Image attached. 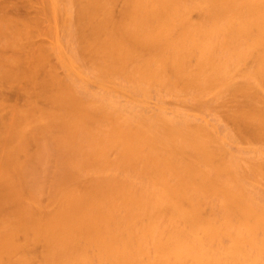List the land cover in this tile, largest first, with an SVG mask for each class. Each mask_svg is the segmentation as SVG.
Returning <instances> with one entry per match:
<instances>
[{"label":"bare ground","instance_id":"1","mask_svg":"<svg viewBox=\"0 0 264 264\" xmlns=\"http://www.w3.org/2000/svg\"><path fill=\"white\" fill-rule=\"evenodd\" d=\"M71 1L73 49L96 84L135 97L163 85L199 103L227 92L233 130L264 142V0ZM14 22L11 43L15 35L33 44L32 22ZM11 43V56L0 51V87L22 104L1 91L0 119L13 114L0 128V264L264 263V198L245 188L253 181L264 191V161L241 168L204 122L122 116L74 85V56L57 57L67 79L46 50Z\"/></svg>","mask_w":264,"mask_h":264},{"label":"rangeland","instance_id":"2","mask_svg":"<svg viewBox=\"0 0 264 264\" xmlns=\"http://www.w3.org/2000/svg\"><path fill=\"white\" fill-rule=\"evenodd\" d=\"M14 1L15 0H11V1H9V0L8 1L7 0L6 1L0 0V26H1V24L4 23V21H7L9 19L12 22V24L10 22V24H9V26H7V28L4 27V26H5V24L8 25L9 21H7V23L5 22L4 26L0 27V30H2V29L4 30V31L2 30L3 33L0 34V51L5 54L4 55L2 53V55L6 56V52H7V55L9 53L7 46H8L9 43H11V38H9L10 39L9 40L7 38V36L8 37L9 36L13 37V34H14L13 31H14V28H15V26H14L15 22L14 21H16V23H17V20H18L19 23H21L20 21H22V24L20 26L28 25V23L32 22L28 26H30L29 28L32 29V34L31 35L34 37V41H33V37H29V39L32 38L33 44L31 42H29L30 40L28 41V38L19 39L20 37L18 38L17 36L14 35L13 39H15V40H14V42L11 43V45L14 48H15L14 45H16V48H17L19 44H22L23 47H26V49H27L26 51H28V49H29L28 52L31 55H37L39 52H41V51H39V49L40 50H44V51L46 50L47 53H48L47 56H49L48 59H50V62H51V64H50V62H49V64L53 65L56 68V69L55 68L54 69L57 70L56 72L58 74H60L62 76H65V74L67 75V74H69V72L72 71L70 74H73V76L75 75L74 76L75 79L73 78V76H71V77L73 78V80L76 81V83H75V81L73 82L72 78L70 77L71 81L74 83V85L78 84L76 86L77 87L79 86L80 87V88L78 87L79 89L84 90V92H82V91H80V92H82L84 94L86 92H88L89 95L90 94H91V96L95 95V98L101 99L103 101L106 99L105 102L107 101L108 103H111L110 105L112 107L108 106V107H110L111 110H113L112 108L115 107L114 110H117V111L119 110L118 112L122 116L125 113V117H127L128 115L129 116L135 115L138 112H141L142 110H143L142 112H144V110H145V112L148 111L146 113H151V112H152V114H153V112L154 113L155 112L156 113L157 112L158 113H163V114H165V115H167L169 117L170 116L172 118L175 117V119H177V118L187 119L188 118V119H191V120H195L197 122H204V123L208 124L209 126H211L212 128L214 127V130L221 137L220 141H221L222 146L226 149L227 153L229 152L228 155H230V156L232 155V156H234L236 158L237 161H235V162L237 164H239V166H241V168L247 169L249 167L250 163L253 160H255V159L256 160L260 159V160L264 161V142H262V141L261 142H258V141L254 142L253 140L251 141L250 139L241 138L238 134H236V131L233 130V126H231L230 121H228V119H226L227 118L226 117V115H227L226 113L228 111V110L226 111V108L228 109V107L224 105L225 103H223V101L225 100L224 97L227 96V94L230 96L229 93L226 92V94H225V92H224L225 95L223 94L224 96H221V97L224 98V100L222 101L221 99H223V98L218 96V95H220L222 93H220V94L217 93L218 94L217 95L215 92H213V94H216V95H212V93L209 94L210 96L206 95L205 96V101H207V102H205V101L202 102L201 101V103H199L200 101L198 100L199 102H197V100H195V99L196 98L197 99H201V98H198V97L195 98V94H190V93H193V92H189V93L187 92L186 93V92L181 91V90L180 91L179 90H173L172 88L166 87V86H163V85H162V87L158 85V88H157V86L156 87L154 86L155 88H153V86H150L151 88L149 87V89H148L149 91L147 89H145V88H148L147 86H143V88L146 90L145 93L147 91L149 92V94L147 92L148 95L145 96V97H142V94L140 95L139 93L135 97V94L131 95V93H128V92L123 91V90L118 89V88H114L113 86H112L113 88H111V84H110V87H108L109 83L106 84L107 86L106 85H98V84L95 83L96 82L95 77H93V75L90 76L92 73H91V71L89 72V70H90L89 67H87V65L85 66L83 64L84 62L82 60H81V63H80V61H78L79 58L77 56V53H75L74 49H73L74 47L77 48V46L73 45V43H75L76 41H75V39L73 40L75 42L72 41V39H73L72 36L73 35L70 34V33H72V30H71L72 28L69 29V30L67 29V27H69V26L71 27L72 26V24L70 25L69 23L70 22L73 23L71 21L72 18L68 17L69 15L70 16L72 15L71 14L72 11L74 12V7L72 6L73 5L72 1L68 0V2L69 1L71 2V3L70 2L68 3L67 0L66 1L65 0H53L54 4L57 3L58 7L62 8V9H60V11H62V10L64 11V12L62 11L61 13L59 11V8L57 6H54L53 3H51L52 0H42V1L41 0H35L36 2L33 1V0L32 1L30 0V2H32L31 4H30V2H28L30 7L27 6V5L24 6L25 4H21L22 1L20 2L19 0H16V1H18V3L20 2L19 4L22 5V6H20L17 2H16L17 4L14 3ZM64 2H67V5ZM36 3H37L38 6L36 5ZM43 3L45 5H43ZM7 4H8V6H7ZM32 4H35V5H32ZM52 4H53V7H56L55 10L51 7ZM35 6H36V8L31 10ZM41 6L44 7V10L46 8L45 12H44V10L42 12L43 8H41ZM65 6L69 7V8L68 9L66 8L67 10H64L63 8H65ZM23 7H25V9ZM28 8L31 11H29ZM38 8H39L40 11L36 10ZM70 8H72L71 12L69 10ZM119 8H120V6H119ZM25 10H26V12H25ZM68 10H69V12H67V13L69 15L67 14V16H64V15H66V11H68ZM33 11L34 12L36 11L37 15H41L42 17L41 16H37L36 13H33ZM38 11L43 13V14L39 13ZM196 11L197 10L191 11V14H193L191 16L195 17L193 21H198V18L196 20V17L199 16V13H197L198 11L197 12ZM29 12H30V15H29ZM31 12L33 13V15H31ZM23 13H24V16H23ZM62 13H64V14H62ZM26 14L28 16H26ZM60 14H62V16L65 17V20H64L63 17L61 18ZM6 17L7 18L9 17V18L6 19ZM18 17H19V19H18ZM20 17L23 18V19H24V17H27V18L31 19L32 21L28 20L27 18H25L24 20L23 19L20 20ZM36 18H38V19H36ZM4 19H6V20H4ZM39 19H40V21H38ZM42 19H43V21H42ZM68 20H70V22ZM64 21H65V23H64ZM38 22H39L40 25L37 24ZM66 22L68 23L69 26L67 25ZM18 24H16V25H18ZM13 26H14V28H13ZM9 27L13 28L12 29L13 31L10 30ZM33 27H35L36 29L35 28L33 29ZM4 28H6V29H4ZM7 29H9V31L11 33L12 32L13 33H12V35H10V34H7V33H9L7 31V33H6L7 35L5 34L6 38H4L3 34H4L5 30H7ZM67 30H68V32L70 31L69 34H68ZM33 32H34V35H33ZM0 33H1V31H0ZM69 36L72 37L71 40H70ZM18 39L19 40H23L22 41L23 43L22 42L20 43V41H18ZM25 39H27V41ZM15 41H16V43L19 42V44L17 45L15 43ZM24 41H25L26 44H24ZM6 42H9V43L7 44ZM28 42L32 44L31 47L28 46L29 45ZM13 43H15V44L13 45ZM10 46H9V49H10ZM13 47L11 49H13ZM6 49H7V51H6ZM75 50L77 52V49H75ZM46 51L44 53H46ZM42 53L43 52H41L39 54H42ZM44 53L42 55L46 56L47 53L46 54H44ZM59 53L60 54L62 53V55L64 53L65 56L63 55V57L65 59L68 56H69L68 57L69 59L71 58V56H74L75 60H74V57H72L73 58L72 60H74L75 62L78 61L79 63L76 64V66H74L71 71L69 70L70 68L66 69L67 70L66 71L64 68H66L67 66L64 65L65 67H62L61 65H59L60 64L59 63L60 58H57L58 56H60V55H58ZM9 54L11 56L12 51ZM66 55H67V57H66ZM0 56H1V54H0ZM2 58H4V57H2ZM68 58H67V60L70 61ZM46 60H47V58H46ZM71 63H72V61H71ZM80 64H82V65H80ZM64 70H65V72H64ZM236 71L237 70H235L233 72V78H234L235 82H241L242 81L241 79L243 78L242 75H241L242 72H240V74H236V73H239V72H236ZM239 71H241V70H239ZM239 75H241V77ZM69 76L67 75L65 77L67 79H69ZM3 89L6 90L5 88L0 87V93L2 91L3 95L5 94L4 97L5 98L8 97L7 99L9 101V103L11 102V104H13V105H11V104L10 105L13 106V107L15 105L16 106L15 109H18L17 106L20 107V105H18V104H22V101H20L21 98L17 97L16 94L14 95L15 92H13V90L12 91H8V90H11V89L7 88L6 91H3ZM8 92H10V94H8ZM140 93H143V95H146L142 91ZM7 94H8V96H7ZM138 95H139V97H137ZM192 95H193L194 98L192 97ZM97 96H99V98ZM229 96H227V97L229 98ZM227 97H226V99L228 100ZM231 98L229 99V102H227V103L228 104L231 103L230 105H233L234 102H230V101H232ZM201 100H203V98ZM0 101H1V99H0ZM13 101L14 102L16 101V104H14ZM6 110H5V112H6ZM9 110H7V111H9ZM224 111H226V112L224 113ZM7 114L5 113V116L3 115L4 118L6 119V121H4V118H2V120L0 119V124L3 125V126H0V128L4 127V123H5V126H7L6 122L7 123L8 122L11 123V119L10 118H11L13 112L11 110L9 111V114L11 115L10 116L8 114L9 117H10L9 121H7L8 120ZM0 118H1V115H0ZM180 119H178V120H180ZM3 121H4V123H3ZM129 177H132V179L129 178L130 181L132 180V183L134 182V184H135V182H137L136 185L139 184V179L138 178L130 176V175H129ZM140 182L142 183V185L140 183L141 188H142L145 185V183L143 184L142 181H140ZM140 185H139V187H140ZM146 186H147V183H146ZM146 186H145V188L148 191L149 190H152V191L154 190V187L152 188V186L149 185V183H148L149 187L147 186L148 187L147 188ZM150 187L152 189H149ZM245 188H246L247 192L251 195V197H253L254 199H263L264 198V191L261 188V185H258L257 183H255L253 181H246L245 182ZM154 222H156V221H154ZM160 222H162V221H160ZM160 222H159V224H161ZM155 224H157V222ZM153 228H154V226L151 227L152 231L153 230L155 231V228H157L156 225H155V228L154 229ZM151 229H150V231H151Z\"/></svg>","mask_w":264,"mask_h":264}]
</instances>
